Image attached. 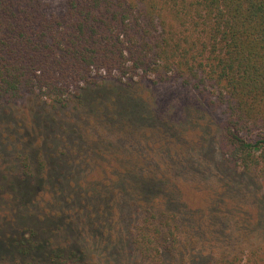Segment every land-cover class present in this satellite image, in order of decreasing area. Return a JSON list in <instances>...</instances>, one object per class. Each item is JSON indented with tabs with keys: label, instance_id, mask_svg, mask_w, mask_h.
Listing matches in <instances>:
<instances>
[{
	"label": "rangeland",
	"instance_id": "1",
	"mask_svg": "<svg viewBox=\"0 0 264 264\" xmlns=\"http://www.w3.org/2000/svg\"><path fill=\"white\" fill-rule=\"evenodd\" d=\"M40 1L60 14L68 0ZM118 78L97 77L96 85L81 87L82 97L72 89L63 106L26 95L1 108L0 264L12 262L3 243L22 226H37L36 239L77 250L87 262L150 264L130 243L150 205L181 217L183 264L257 248L264 254V176L226 165L221 107L177 80ZM136 153L143 174L151 168L162 174L155 180L160 189L146 194L141 207L125 193L111 199L109 190L102 193L105 182L120 187L121 171L131 164L126 157ZM25 154L44 181L17 193Z\"/></svg>",
	"mask_w": 264,
	"mask_h": 264
},
{
	"label": "trees",
	"instance_id": "2",
	"mask_svg": "<svg viewBox=\"0 0 264 264\" xmlns=\"http://www.w3.org/2000/svg\"><path fill=\"white\" fill-rule=\"evenodd\" d=\"M96 76L179 81L221 107L226 165L264 176V0H68L60 14L40 0H0V110L26 95L61 106L72 89L82 97V86L96 85ZM126 158L131 164L117 178L120 187L105 182L102 193H125L141 207L162 174H143L137 153ZM21 163L17 193L44 181L28 155ZM161 208L144 207L130 243L150 264H183L181 217ZM37 228L22 226L6 237L9 264H97L77 250L50 248L36 239ZM220 258L204 264H264L259 248Z\"/></svg>",
	"mask_w": 264,
	"mask_h": 264
}]
</instances>
